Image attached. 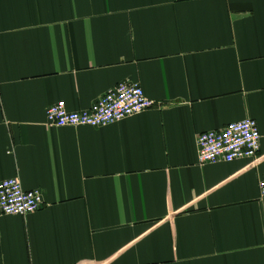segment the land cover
<instances>
[{
    "label": "crops",
    "instance_id": "obj_1",
    "mask_svg": "<svg viewBox=\"0 0 264 264\" xmlns=\"http://www.w3.org/2000/svg\"><path fill=\"white\" fill-rule=\"evenodd\" d=\"M120 83L155 103L57 128ZM256 121L258 155L201 165L197 137ZM0 264H264V0H0Z\"/></svg>",
    "mask_w": 264,
    "mask_h": 264
},
{
    "label": "built area",
    "instance_id": "obj_2",
    "mask_svg": "<svg viewBox=\"0 0 264 264\" xmlns=\"http://www.w3.org/2000/svg\"><path fill=\"white\" fill-rule=\"evenodd\" d=\"M138 84L120 83L83 111L70 112L62 103L46 110L47 124L57 128H101L153 108ZM261 135L256 121L244 119L228 124L219 131L201 133L197 137L198 161L201 165L231 163L237 159H253L259 153ZM264 197V179L259 183ZM42 205L40 191H26L16 178L0 181V212L3 215L26 216Z\"/></svg>",
    "mask_w": 264,
    "mask_h": 264
}]
</instances>
